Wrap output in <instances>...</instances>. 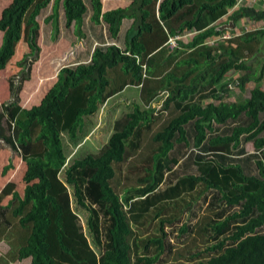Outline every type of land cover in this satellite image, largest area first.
<instances>
[{"label": "trees", "instance_id": "trees-1", "mask_svg": "<svg viewBox=\"0 0 264 264\" xmlns=\"http://www.w3.org/2000/svg\"><path fill=\"white\" fill-rule=\"evenodd\" d=\"M35 1L12 0L0 18L2 71L35 5L30 51L0 107V141L16 147L26 165L22 196L13 183L0 186L1 223L11 224L12 211L25 230L18 259L170 264L173 254L187 252L183 264H264V56L259 66L253 60L264 43V8L235 9L240 0H130L103 12L101 0H56L47 21L57 28L62 7L67 28L93 42L83 31L89 18L91 34L102 40L88 59L61 67L40 104L24 109L20 94L41 51L37 18L52 0ZM224 16L236 27L244 19L261 26L223 37ZM239 70L237 86H249L250 96L232 101L226 76ZM129 88L139 89L141 102L114 121L103 149L69 160L63 137L78 139L85 117ZM14 169L11 159L4 175ZM200 200L208 217L192 223L186 211ZM146 220H154L153 232L134 234ZM176 224L189 246L173 247Z\"/></svg>", "mask_w": 264, "mask_h": 264}, {"label": "rangeland", "instance_id": "rangeland-1", "mask_svg": "<svg viewBox=\"0 0 264 264\" xmlns=\"http://www.w3.org/2000/svg\"><path fill=\"white\" fill-rule=\"evenodd\" d=\"M44 0H36L35 4L41 3ZM56 0H52L50 5L42 11L37 20L40 23L41 36L39 38V44L41 51L39 53V59L32 65L31 79L29 82L24 84L23 90L20 94L21 105L24 109H30L33 106L39 105L49 89L57 81V74L61 67L66 66L72 62L80 60L81 52L86 53L90 46V40L78 37L74 28H67L65 26L64 12L62 7L60 8V21L58 26L54 25V22H46V19L53 13L52 7ZM12 4V0H0V18L2 11L7 9ZM241 6H250L257 9H263L264 5L261 4L260 0H240L236 8ZM34 7L28 11L24 25L23 32L20 41L15 44V54L10 59L8 66L5 70L0 71V107L1 104L10 100V89L9 79L12 75H16L21 66L19 62L23 56L30 51L28 44V36L30 24L28 18ZM232 11L230 12V14ZM261 25L248 21L247 19L242 20L237 24V27L232 23H228L227 30L223 33L226 35L237 34V31L243 33L245 30H251L258 28ZM2 41V31L0 30V45ZM81 47V48H80ZM83 47V48H82ZM264 43L262 44V50L258 52V55L253 59L256 65L259 66V58L264 56ZM79 51V54H78ZM80 55V56H79ZM76 56V58H74ZM88 54H85L87 57ZM259 73V72H258ZM239 71H230L226 76L227 81L232 84V91L229 95V99L232 101L238 100V98H248L250 96V87L247 86L244 91L237 86ZM250 84V86H252ZM264 88V82L262 83ZM140 91L136 88L127 89L122 95L114 97L109 103L104 104L101 109L92 116L85 117L84 129L80 133L79 138L75 141L71 140L68 136L63 137L64 149L71 158H82L90 153H99L103 147L107 144L109 137L113 132L114 121L119 119L125 113L133 109V105L140 101ZM163 115L160 116L159 121H162ZM13 127V126H12ZM149 134L144 135V141L142 140L141 148L145 145ZM80 146H78V144ZM250 151H253L252 145H248ZM17 149L11 144L5 141H0V186L9 183H13L16 186V192L21 196L24 193L26 187L23 178L26 171V165L22 162L21 157L16 155ZM137 152L133 155L135 156ZM12 159L15 169L4 175V168L10 163ZM125 164L122 165V170L125 168ZM114 185L121 188L123 186L122 174H116ZM1 192V191H0ZM2 193V192H1ZM1 195V194H0ZM12 199V196L5 198L2 205H8ZM196 196L193 198L187 197V202L192 200L195 201ZM196 204V203H195ZM199 204V205H198ZM194 205L192 210H187L186 213L193 217L192 223H197L202 218L208 217V210L206 204L202 200ZM185 206V204H181ZM213 216V214L211 215ZM8 220L11 222L10 225L2 224L0 219V264H29L30 259L19 260L18 249L22 244L25 230L21 227L19 219L13 217L12 211L7 215ZM154 220H146L143 225L133 226V233H139L140 236L144 237L154 230ZM180 224L174 225L173 231L171 232V241L173 247H184L188 242L181 244L184 236H180L179 233ZM193 235V234H191ZM198 241L197 245L203 247V241L201 234L198 231L195 232ZM189 246V244H188ZM187 249V248H186ZM187 257V252L184 253ZM185 256H178L173 254L170 257V264H183L187 262Z\"/></svg>", "mask_w": 264, "mask_h": 264}, {"label": "crops", "instance_id": "crops-1", "mask_svg": "<svg viewBox=\"0 0 264 264\" xmlns=\"http://www.w3.org/2000/svg\"><path fill=\"white\" fill-rule=\"evenodd\" d=\"M102 1V5H103V8H102V11L103 12H107V11H110V10H114V9H117V8H126V7H128L130 4H131V1L130 0H101ZM54 4V3H53ZM50 5V4H49ZM31 9V8H30ZM29 9V10H30ZM236 9H238V8H236ZM52 11H53V7H52ZM42 13V12H41ZM40 13V14H41ZM39 17V16H38ZM49 18V17H48ZM47 18V19H48ZM47 19H46V22H54V20H52V21H47ZM24 21H25V19H24ZM59 21H60V16H59V18H58V23H59ZM220 23H221V26L223 27V28H226L227 27V25H228V16H224L221 20H220ZM231 23V22H230ZM40 24V23H39ZM23 25H24V22H23ZM58 26V25H57ZM83 31L84 32H87V34H89L90 36H92L93 38H95L94 40H93V42H91L90 43V46H89V48H88V56L87 57H85V54H87V52L86 53H84V52H81V57H80V59L81 60H86V59H88L89 57H90V53H91V49L93 48V43H94V45L96 44V43H98L99 42V40H102V39H97L96 38V36H94V34H91L92 32L90 31V24H89V18L88 19H86L85 20V22H84V25H83ZM22 32H23V26H22ZM29 32H30V29H29ZM40 36H41V32H40ZM40 36H39V38H40ZM22 37V36H21ZM29 37V36H28ZM79 37V36H78ZM186 40H183V42H185ZM81 48V47H80ZM83 48V47H82ZM78 54H79V51H78ZM80 56V55H79ZM76 57V56H75ZM241 72H243V71H241V70H239V74H241ZM244 73V72H243ZM4 186L3 187H5V184H3ZM4 189V188H3ZM3 189H0V191L2 192V190ZM1 192H0V194H1Z\"/></svg>", "mask_w": 264, "mask_h": 264}, {"label": "built area", "instance_id": "built-area-1", "mask_svg": "<svg viewBox=\"0 0 264 264\" xmlns=\"http://www.w3.org/2000/svg\"><path fill=\"white\" fill-rule=\"evenodd\" d=\"M191 34V32H188V33H186V34H183V35H179V36H177V38H181L182 36H184V35H190ZM230 35H226V34H224L223 35V37H229ZM170 42H171V45H174V44H176V39H171L170 40ZM212 42H214V40H212Z\"/></svg>", "mask_w": 264, "mask_h": 264}, {"label": "clouds", "instance_id": "clouds-1", "mask_svg": "<svg viewBox=\"0 0 264 264\" xmlns=\"http://www.w3.org/2000/svg\"><path fill=\"white\" fill-rule=\"evenodd\" d=\"M231 87V86H230Z\"/></svg>", "mask_w": 264, "mask_h": 264}]
</instances>
